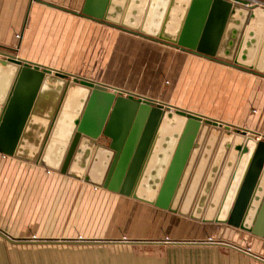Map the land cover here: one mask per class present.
Masks as SVG:
<instances>
[{
	"label": "water",
	"instance_id": "obj_1",
	"mask_svg": "<svg viewBox=\"0 0 264 264\" xmlns=\"http://www.w3.org/2000/svg\"><path fill=\"white\" fill-rule=\"evenodd\" d=\"M74 14L264 76V9L225 0H85ZM162 148L170 160H152ZM0 151L264 239V141L198 115L5 58ZM236 160L239 169L248 161L242 190L224 193L226 167Z\"/></svg>",
	"mask_w": 264,
	"mask_h": 264
},
{
	"label": "crops",
	"instance_id": "obj_2",
	"mask_svg": "<svg viewBox=\"0 0 264 264\" xmlns=\"http://www.w3.org/2000/svg\"><path fill=\"white\" fill-rule=\"evenodd\" d=\"M84 2L0 0V59L93 82L264 141V76L75 15ZM97 143L108 146L109 140ZM171 156L162 148L152 160ZM237 162L226 167L224 193L242 190L248 161L240 169ZM129 200L147 206L0 151V264H136L133 250L121 255L116 249L118 236L104 235L97 212ZM192 222L208 228L166 242L178 249L151 254L150 263L264 264L263 238L227 224Z\"/></svg>",
	"mask_w": 264,
	"mask_h": 264
},
{
	"label": "rangeland",
	"instance_id": "obj_3",
	"mask_svg": "<svg viewBox=\"0 0 264 264\" xmlns=\"http://www.w3.org/2000/svg\"><path fill=\"white\" fill-rule=\"evenodd\" d=\"M114 203V201L111 204L106 203L101 212L97 210L101 218L100 222L103 223L105 220V234L102 233L118 236L120 240L114 243L116 249L121 250V255L133 250V254L137 256L136 264H164L155 260L150 263L149 257H152L151 254L157 255L159 252L175 251L178 248L166 242H177V238L183 239L182 237L190 236L192 233H202L200 228L204 231L208 228L195 225L191 220L184 219L174 213L158 210L148 204L146 206L129 200V204H119V202L118 207L114 208L113 206H116ZM95 214V210H90L89 220H94ZM111 222L113 224L110 226ZM108 230L109 233H107ZM144 256L146 259L143 258ZM174 263L176 264L175 258ZM120 264H123V259ZM126 264H133V262L127 259ZM168 264H171L170 259H168Z\"/></svg>",
	"mask_w": 264,
	"mask_h": 264
},
{
	"label": "built area",
	"instance_id": "obj_4",
	"mask_svg": "<svg viewBox=\"0 0 264 264\" xmlns=\"http://www.w3.org/2000/svg\"><path fill=\"white\" fill-rule=\"evenodd\" d=\"M225 1H228L231 4H234V5L243 6L245 8H253V9L254 8H260V9H264V1H262V0H225ZM168 108L172 112V109L170 107H168ZM257 139L258 138H256V140Z\"/></svg>",
	"mask_w": 264,
	"mask_h": 264
}]
</instances>
